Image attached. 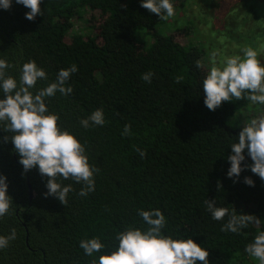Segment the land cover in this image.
Instances as JSON below:
<instances>
[{"label": "trees", "instance_id": "1", "mask_svg": "<svg viewBox=\"0 0 264 264\" xmlns=\"http://www.w3.org/2000/svg\"><path fill=\"white\" fill-rule=\"evenodd\" d=\"M185 3L174 0V8ZM40 8L33 20L25 19L29 9L15 2L0 9V58L12 65L6 74L17 77L20 65L35 60L48 77L37 87L54 81L59 69L77 65L65 85L72 93H57L46 103L60 114L61 127L81 139L98 172L94 191L84 197L82 182L58 178L71 185L62 204L46 195L48 177L37 167L24 170L12 133L0 128V175L7 178L12 201L0 217V235L16 231L0 249V264H90L79 248L81 239L99 237L111 251L117 232L146 227L137 211L150 208L164 213L166 234L206 247L210 264H258L244 248L264 230V180L243 167L253 163L246 149L240 175L227 176L229 147L242 128L227 120L251 102L225 101L214 111L205 106V52L178 42L188 28L161 34L164 19L140 0H41ZM79 22L87 33L68 36ZM258 42L263 47L264 37ZM146 72L153 74L150 83L141 79ZM97 108L103 109L105 124L81 127L79 120ZM125 125L130 133L122 135ZM245 177L254 184H246ZM206 199L254 221L239 233L221 231L229 217L213 220Z\"/></svg>", "mask_w": 264, "mask_h": 264}, {"label": "clouds", "instance_id": "2", "mask_svg": "<svg viewBox=\"0 0 264 264\" xmlns=\"http://www.w3.org/2000/svg\"><path fill=\"white\" fill-rule=\"evenodd\" d=\"M13 2L29 9L24 13L27 20L42 14L41 0H0V9H9ZM140 6L162 20L175 15L174 0H140ZM259 55L260 50L252 46H245L239 53L230 55H221L216 49L209 52V66L201 81L204 104L209 110L214 111L222 102L241 99L264 109V63ZM10 67L12 65L8 61L0 58V94L4 97L0 98V128L12 133L10 139L13 150L19 156V163L25 171L37 167L41 176H47L46 195L55 196L62 204L67 203L71 185H62L58 178L82 182L81 197L94 191V174L98 169L90 165L84 143L75 132L61 127L60 114L51 111L46 103L57 93L65 96L72 93V87L65 85L78 70L77 65L59 69L55 80L43 87H37V82L48 77L35 60L20 65L18 77L6 74V69ZM196 67H202L199 60ZM152 75L146 72L141 79L150 83ZM105 122L103 109L97 108L81 118L79 125L88 129L103 126ZM128 133L130 126L125 125L122 135ZM236 137L237 140L229 147L231 154L227 156L230 163L227 176L240 175L246 149L253 163L243 167H249L252 173L264 180V111L243 122ZM8 139L4 137L5 141ZM140 154L144 155L142 151ZM6 180L0 175V217L8 212L12 203L7 194ZM244 182L249 186L254 184L250 177H245ZM205 204L213 220H223L226 215L229 217L221 231L239 233L254 221L252 215L237 214L236 211L229 213L227 207H217L215 201L206 199ZM137 215L146 227L128 226L117 232L111 251L104 250L106 245L99 237L79 241V248L91 258L90 264H210L206 247L191 237L165 233L167 220L159 208L139 209ZM15 238V229L7 236L0 235V249L8 247ZM244 251L258 264H264V230L245 245Z\"/></svg>", "mask_w": 264, "mask_h": 264}, {"label": "rangeland", "instance_id": "3", "mask_svg": "<svg viewBox=\"0 0 264 264\" xmlns=\"http://www.w3.org/2000/svg\"><path fill=\"white\" fill-rule=\"evenodd\" d=\"M264 0H187L175 9V15L164 19L159 29L161 34H170L176 29L188 28V35L178 38L181 44H195L205 52L203 64L209 66L208 55L212 49L221 55L239 53L245 46L260 50L259 59L264 61V46L259 45L264 37V7L258 2ZM244 7V8H243ZM239 14V15H237ZM89 17H85V20ZM82 22L75 23L68 36L87 33ZM236 27V28H235ZM240 35L246 39H239ZM258 35V36H257ZM262 35V36H260ZM256 38H252V37ZM237 40V41H236ZM219 59V57H218ZM227 120L231 126H243V122L261 114L264 109L249 104ZM237 124V125H236Z\"/></svg>", "mask_w": 264, "mask_h": 264}, {"label": "water", "instance_id": "4", "mask_svg": "<svg viewBox=\"0 0 264 264\" xmlns=\"http://www.w3.org/2000/svg\"><path fill=\"white\" fill-rule=\"evenodd\" d=\"M28 195H29V199L32 200V198H33V191L31 190L30 186H29V193H28Z\"/></svg>", "mask_w": 264, "mask_h": 264}]
</instances>
